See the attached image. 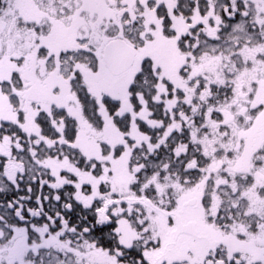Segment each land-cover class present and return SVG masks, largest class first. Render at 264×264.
Listing matches in <instances>:
<instances>
[{
    "label": "flooded vegetation",
    "instance_id": "af4514ba",
    "mask_svg": "<svg viewBox=\"0 0 264 264\" xmlns=\"http://www.w3.org/2000/svg\"><path fill=\"white\" fill-rule=\"evenodd\" d=\"M0 4V61L19 51L12 60L16 69H6L10 77L0 72V92L8 110L16 107L12 119L21 116V128L31 126L38 132L36 119L69 112V102L79 93L104 111L103 92L110 87L103 81L116 71L111 72L104 58L97 65L85 43L99 39L104 57L106 45L119 39L130 47L132 58L116 77L125 78L129 93L113 102L115 108L122 102L130 115L132 148L150 150L155 158L163 153L159 150L168 154L174 150L178 169L169 178L183 185L189 179L199 188L200 183L230 176L264 181V0H0ZM2 10L10 19L1 20ZM27 35L34 37L30 45H25L30 43ZM93 76L102 84L100 90L94 87ZM90 85L97 97L89 92ZM212 146L218 149L216 155L201 162L204 154L197 151ZM169 197L171 205L155 206L162 212L155 223L161 218L163 227L171 230L156 239L152 235L150 241L141 229L135 239L129 228L120 232L126 225L119 221L122 217L101 209L98 242L84 241L95 247L97 264H164L166 258L180 259L184 246L213 241L200 223L198 212L204 207L200 193ZM211 230L221 234L215 225ZM90 256L83 253L85 263Z\"/></svg>",
    "mask_w": 264,
    "mask_h": 264
},
{
    "label": "rangeland",
    "instance_id": "374dc122",
    "mask_svg": "<svg viewBox=\"0 0 264 264\" xmlns=\"http://www.w3.org/2000/svg\"><path fill=\"white\" fill-rule=\"evenodd\" d=\"M124 14L125 11H122L120 14L121 19H123ZM125 17V22H128L127 12ZM3 19H10V16L6 17L4 10L1 14V20ZM15 30L17 31V29ZM86 32L90 34V37L94 36L91 35V31ZM30 34L33 36L32 33ZM31 36L27 35L25 37L30 41V43L25 42V45L32 44ZM128 37L127 34L126 38L128 39ZM85 45L90 49L89 56L94 57V62L97 65L100 64L101 58H104L103 55L100 56V40L88 38ZM20 46H22V43H20ZM16 54L1 58L0 63L3 64L0 65V72L3 76H6V79L10 77L6 69L9 71L16 69L12 62L17 56ZM68 66L72 67V64L68 62ZM95 72H98L97 67ZM118 74L115 72L103 81L106 86L110 87L108 92H103L104 111L97 102H94L90 110L89 101L91 99H88V97L86 99L85 96H81L82 93H79L74 101L69 102L70 111L63 112L66 115L70 114L80 119L81 136H78L74 145L69 144V146L79 148L84 158H86V162L90 160L92 163L94 156L90 153H94L95 150L99 151L102 148L101 156L95 155L102 165L101 173L94 175L92 173L94 169L89 167L88 172L82 173L80 177L77 175L75 181L77 187L83 183L92 187L91 190L88 189L86 193H82L83 202L86 203L85 206L92 203V210L95 207L103 210L109 208L113 214L122 217L119 221L126 223L125 226L120 228V232H126V228H129L132 238L135 239L141 229V231L147 233L145 239L150 241L152 235L155 238L159 234L165 235L171 230V227H167V230L163 227L161 218H159L156 225V215L162 212H158L159 210L155 206L162 208L164 205H171L170 194H177L179 199L181 195L184 196L198 191L204 201V207L201 212H198L200 223L207 229L208 233L212 234L213 241L203 245L195 242L192 247L184 246V249H179L180 259L166 258L164 264H264V181H251L246 177L230 176L219 178L220 182L217 183L210 181L200 183L198 188L189 179L183 185L182 182L179 183L177 180L169 178V175L176 173V169H178L176 163L173 162L174 155L172 153H176L174 150H171L172 153L169 154L168 152L165 153L166 151L159 150L163 153H158L161 156L155 158L150 150L132 148L131 142L134 139L130 127V115L124 109L125 106L122 102L119 101L118 108L114 107L113 102L116 96L120 99L123 95L129 93L128 85H125V78H117L116 75ZM97 79L93 76L94 87H99L98 90H100L102 84H99ZM94 87L90 85L89 92L92 96L96 95L97 97ZM1 94L3 100L0 98V122L11 124V122H14L12 117L16 115V107L8 110L7 108L10 105L7 103L4 94ZM19 96H23V94L19 93ZM23 100L21 97L18 105H21ZM84 114L87 119L83 118ZM81 119L84 120L81 121ZM22 130L27 132L35 129L28 126L22 128ZM27 136L30 137L31 135ZM129 143L130 147H128ZM6 146L8 148H5ZM10 150L7 141L0 142V152L9 156ZM217 150L214 146L202 147L197 153L204 154L200 156L201 162H204L210 160L212 154L216 153ZM167 151H170V149ZM182 151H185V153L195 152L194 150ZM63 160L70 162L67 158L60 159V162ZM46 161L49 162V160ZM14 162L16 163V161ZM16 164L12 163V166H15L13 168L18 170L19 167L22 168L23 166L20 163L19 167H16ZM56 164L58 167H62L60 163ZM202 168L205 170V167L202 166ZM206 171H209V169H206ZM12 174L11 171H8L5 175L11 177ZM227 174L232 173L227 172ZM212 183L213 186L210 189ZM171 186L175 188V192L171 190ZM79 197L81 199V195ZM156 209L157 213L153 211ZM99 212L101 214V209ZM146 222L148 225L145 224ZM224 223L227 225L226 228L221 227V224ZM214 225L220 229V231L216 230L221 232L220 235L211 230ZM149 226H153L152 234L147 232ZM24 229H26L24 226L14 227L7 225L5 222L0 223V264H86L87 262L97 264L96 260L99 257L93 254L96 253L94 252L96 250L90 244L82 242V244L75 245L74 243L71 244L70 240L62 241L60 236L53 237L50 235L52 231L50 230L49 234L46 227L41 224L38 227L32 226L30 238L23 243ZM228 238L231 239L228 240ZM159 241L156 244L157 251L162 244V241ZM25 244H30V247ZM132 246H134V243H132ZM19 250L22 251L18 253ZM85 252L91 254L86 263L85 257H83ZM208 254L211 255V258L202 261L201 259L207 257Z\"/></svg>",
    "mask_w": 264,
    "mask_h": 264
},
{
    "label": "trees",
    "instance_id": "16d2710c",
    "mask_svg": "<svg viewBox=\"0 0 264 264\" xmlns=\"http://www.w3.org/2000/svg\"><path fill=\"white\" fill-rule=\"evenodd\" d=\"M91 107L92 104L89 105L90 110ZM62 113L41 115L36 119L40 127L38 132L22 130L19 126L23 123L21 116L11 124L0 122V142L7 141L11 149L9 156L0 152V223L26 227L22 235L23 243L30 238L32 226L44 223L46 231L50 234L51 230L50 235L60 236L62 241L70 240L76 245L87 240L96 245L100 237L97 226L102 208L92 210V203L85 206L82 193L92 187L83 183L78 185L79 190L75 181L77 175L80 177L82 173H87L89 167L95 170H92L94 175L101 173L102 165L97 158L101 156L102 148L90 153L94 156L92 163L90 160L86 162L79 148L69 146L81 136L80 119ZM83 118L87 119L85 114ZM62 158L70 162H60ZM12 163L16 167L20 163L23 166L18 170L13 168ZM8 171L13 173L11 177H6ZM51 223L54 226H49ZM86 227L88 234L85 233ZM25 245L30 247V244Z\"/></svg>",
    "mask_w": 264,
    "mask_h": 264
},
{
    "label": "water",
    "instance_id": "95a60500",
    "mask_svg": "<svg viewBox=\"0 0 264 264\" xmlns=\"http://www.w3.org/2000/svg\"><path fill=\"white\" fill-rule=\"evenodd\" d=\"M130 47L123 40H114L106 45L104 59L114 72L124 70L131 62ZM122 53V54H121Z\"/></svg>",
    "mask_w": 264,
    "mask_h": 264
}]
</instances>
